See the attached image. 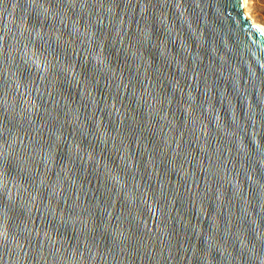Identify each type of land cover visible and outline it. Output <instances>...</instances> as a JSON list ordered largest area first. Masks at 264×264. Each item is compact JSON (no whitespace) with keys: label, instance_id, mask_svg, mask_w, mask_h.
Returning <instances> with one entry per match:
<instances>
[{"label":"water","instance_id":"95a60500","mask_svg":"<svg viewBox=\"0 0 264 264\" xmlns=\"http://www.w3.org/2000/svg\"><path fill=\"white\" fill-rule=\"evenodd\" d=\"M0 264H264L242 0H0Z\"/></svg>","mask_w":264,"mask_h":264},{"label":"rangeland","instance_id":"374dc122","mask_svg":"<svg viewBox=\"0 0 264 264\" xmlns=\"http://www.w3.org/2000/svg\"><path fill=\"white\" fill-rule=\"evenodd\" d=\"M246 11L256 24L264 28V0H248Z\"/></svg>","mask_w":264,"mask_h":264},{"label":"bare ground","instance_id":"6f19581e","mask_svg":"<svg viewBox=\"0 0 264 264\" xmlns=\"http://www.w3.org/2000/svg\"><path fill=\"white\" fill-rule=\"evenodd\" d=\"M247 1L248 0H242V13L244 15V17L246 19H248L250 21V23L257 28V30L259 31V33H261V35L264 38V28L261 27V25L256 24L248 15L247 11H246V5H247Z\"/></svg>","mask_w":264,"mask_h":264}]
</instances>
